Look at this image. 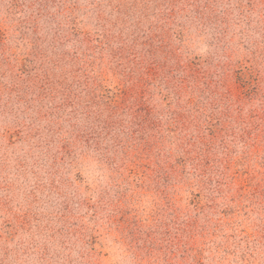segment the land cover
<instances>
[{
	"label": "rangeland",
	"instance_id": "374dc122",
	"mask_svg": "<svg viewBox=\"0 0 264 264\" xmlns=\"http://www.w3.org/2000/svg\"><path fill=\"white\" fill-rule=\"evenodd\" d=\"M0 264H264V0H0Z\"/></svg>",
	"mask_w": 264,
	"mask_h": 264
}]
</instances>
